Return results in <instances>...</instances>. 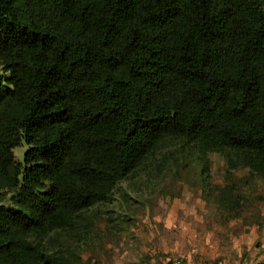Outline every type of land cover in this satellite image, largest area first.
<instances>
[{
	"label": "trees",
	"instance_id": "trees-1",
	"mask_svg": "<svg viewBox=\"0 0 264 264\" xmlns=\"http://www.w3.org/2000/svg\"><path fill=\"white\" fill-rule=\"evenodd\" d=\"M170 142L264 179V0H0V264H76Z\"/></svg>",
	"mask_w": 264,
	"mask_h": 264
},
{
	"label": "rangeland",
	"instance_id": "rangeland-1",
	"mask_svg": "<svg viewBox=\"0 0 264 264\" xmlns=\"http://www.w3.org/2000/svg\"><path fill=\"white\" fill-rule=\"evenodd\" d=\"M190 150L165 144L81 215L82 238L60 235V247L76 264H264V179ZM26 152L15 148L16 160Z\"/></svg>",
	"mask_w": 264,
	"mask_h": 264
},
{
	"label": "built area",
	"instance_id": "built-area-1",
	"mask_svg": "<svg viewBox=\"0 0 264 264\" xmlns=\"http://www.w3.org/2000/svg\"><path fill=\"white\" fill-rule=\"evenodd\" d=\"M171 264H195V263H192L190 261H188L187 259H174L171 261Z\"/></svg>",
	"mask_w": 264,
	"mask_h": 264
}]
</instances>
